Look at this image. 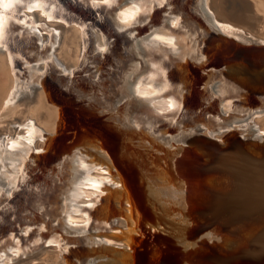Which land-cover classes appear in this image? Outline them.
Listing matches in <instances>:
<instances>
[{
  "label": "water",
  "instance_id": "water-1",
  "mask_svg": "<svg viewBox=\"0 0 264 264\" xmlns=\"http://www.w3.org/2000/svg\"><path fill=\"white\" fill-rule=\"evenodd\" d=\"M36 1L24 0V5L21 7L26 13L40 11L41 8L36 6ZM57 1L56 6L66 12L68 18H74L76 21L60 17H53L50 20L68 26H78L84 31L89 30L90 38L91 34L100 33L105 37V43L101 51L92 52L95 54V60L84 62V70H81L83 78H90L92 81L85 84L88 87L83 88L87 94L86 98L79 97L82 99L80 100L82 104L79 106L85 109V113L83 117L76 115L74 118L73 126L78 130L75 128L71 135H67L69 125L65 124L64 119L65 116L71 117L72 110L69 107L71 106L69 100L62 97L59 89L56 92L60 95L53 100V104L64 111H62V121H59L57 133L43 131L44 136H42L51 147L46 151L43 150V153L31 147L28 155L33 156V152L38 157L41 154H48L51 150L54 151L51 144L54 138L65 140L69 137L66 144L70 147L66 146L67 148L64 149L67 157L61 158L64 161L61 164L63 167L72 161L70 156L72 159L82 158L81 154L85 148L84 153L91 157L93 165L98 164V167L104 169L117 184L114 187L117 199L110 197L111 201L108 203V200L103 201L104 197L101 194L95 198L97 203L90 208L89 221H93L94 215L100 216L102 221H96V224L101 230L112 222L114 227L123 229L122 237L130 238L133 244L132 246L119 243L103 245L104 241L94 238L95 236L81 239L75 233L67 234L61 231L50 233L48 237L41 235L43 240L35 237L33 242L24 245L20 239H16V233L26 235L34 229L25 221L6 228L8 241L5 238L4 244L0 242V248L7 251L15 249L18 245L20 258H17V261L30 257L33 260L39 251L57 245L61 255L73 264H104L102 262L124 264L128 260H132V264H139L146 259L148 264H252L251 258L263 247V242L255 236L251 237L252 241L250 243L248 241L246 247L235 252L226 251L225 255L216 245L214 250L218 253L207 257V250L201 247V258L196 256L194 260L189 250L197 241L204 238L213 239L228 229H232L231 233H237L242 222L237 225L230 223L235 218L234 214L247 205L254 209H264V133H258L253 124L248 123L245 126L242 123V120L264 111V94H260L258 90L260 85L264 86V73L262 76H254L255 72L264 69V44L245 41L234 33L227 34L217 28L208 16L203 18V15L201 18L198 13L194 15L193 6L196 0H144L148 2L147 6H150L151 28L164 27L165 31L167 28L174 32L181 31V36L184 37V42H181V52L188 48L186 44L188 46L189 42L192 44L194 52L191 55L188 54L185 58L181 56L178 59L173 51L172 56L175 59L170 58L171 64L167 59L163 67L166 71L179 68L185 77L184 80L188 82L185 80L184 86H188L189 91L192 89L196 94V90L200 89L201 92H206L202 95L211 92L206 106L212 109V114L217 118L215 125L209 126L210 129L207 128L215 136H203L196 125H186L184 129L180 122L172 129L166 126L165 121H160L166 120L161 119L160 114L151 111H142L141 114L136 112L138 108L141 110L148 108L147 104L134 105L132 99V105L122 104L119 109L114 110L107 100L102 99V96L97 97L98 91L103 95L106 88L119 83L123 73L131 65L141 63L139 54L134 55L133 46L135 41L139 44L144 37L153 33H147L150 22L143 25L145 22L135 18L122 21L119 15H115L126 0H121L115 5L112 0ZM175 17L178 18V22L173 24L171 21ZM91 46L89 45L88 49ZM38 62L33 61V65L40 64ZM242 65L247 67L244 73L238 70ZM80 68L79 66L71 69L75 73H64L69 76L66 83H69L73 76H76L77 80L69 84L75 86L80 81L76 73ZM41 70L38 71L39 77H47V73ZM102 76L104 81L98 85H90L98 82L103 78ZM222 81H227L231 85L237 84L239 88L235 91L227 90L224 94L218 89ZM66 108L69 109L68 113L65 112ZM106 110L109 111L107 118ZM150 116L156 119L151 128L144 121ZM158 121L160 125H157ZM83 126L85 129L82 128ZM105 136L113 137V146L110 144L106 146L103 143ZM79 137L87 138L83 148H77ZM181 147L191 149L195 155V164L199 169L194 179L202 182L213 176L216 180L213 179L217 194L200 199L204 213L198 214L181 201L183 188L177 181L178 172L165 160V155L171 148L176 150ZM235 152L243 154L246 163L254 169L248 168V165L239 166L236 163ZM139 159L142 162L140 174L134 167V162ZM17 172L18 176L24 174V168L23 171L19 168ZM160 174L163 177H159ZM21 181L24 180L21 178ZM225 181L227 186L223 189L222 184ZM149 189L159 192L160 208L152 202L151 196L149 199ZM58 190L59 188L53 189L49 196L50 200L54 196L53 193H58ZM127 194L133 206H130ZM109 205H113V209L109 208ZM21 212L22 216L29 220L30 211L24 208ZM17 216L21 215H15ZM121 219L125 224L115 226ZM70 226L67 224L68 229L71 228ZM42 229L44 231V228ZM47 229L48 227L45 232ZM57 234L67 237L60 238ZM79 239H81L78 243L80 251L78 249L74 252V243ZM100 247L103 248L101 252L98 251Z\"/></svg>",
  "mask_w": 264,
  "mask_h": 264
},
{
  "label": "bare ground",
  "instance_id": "bare-ground-1",
  "mask_svg": "<svg viewBox=\"0 0 264 264\" xmlns=\"http://www.w3.org/2000/svg\"><path fill=\"white\" fill-rule=\"evenodd\" d=\"M112 1L115 5L121 0ZM57 3V0H37L36 6H39L41 10L26 13L21 7L24 5V0H0V43H2L0 47V242L4 244V239L7 240V227L26 221L34 229L26 235L16 233V239H20L24 245L33 242L35 237L43 240L41 235L48 237L50 233L63 231L67 234L75 233L81 239L95 236L94 238L104 241L103 245L104 243H119L132 246L133 241L131 242L130 238L122 237L123 229L114 227L112 222L111 225H108L109 227L104 226V232L96 224V221H102L100 216L94 215L93 221H89L90 208L97 203L95 198L101 194L104 197L102 200L105 202L108 200V203L111 201L110 197H113L114 200L117 199L114 189L117 184L104 169L98 167V164L93 165L91 157L84 153L85 148L81 154L82 158L72 159L70 156L72 161L63 167L61 164L64 161L61 158L67 157L64 149L69 146L66 144L69 137L65 136V140L54 138V141L51 142L54 151L51 150L48 154H41L38 157L33 152V156L28 155L31 147L36 148L39 153H43V150L46 151L51 147L42 136H44L43 131L58 132V124L59 121H62L63 110L54 105L53 100L57 99L60 94L69 100L71 105L69 107L72 110L71 117L65 116L64 119L65 124L69 125L67 126V135H71L72 131L77 129L76 126H73L74 118L76 115L83 117L85 113V109L79 106L82 104L80 98L87 96L83 88L85 84L92 81L90 78L84 79L81 70H84V62L95 60V54L92 52L101 51L105 43V37L100 33L95 32L91 34L90 38V36L88 37L89 30L84 31L78 26H68L50 20L53 17L65 20L74 19L68 18V14L56 6ZM5 4H8L9 7H5ZM147 5L148 2L144 0H126V3H123L117 11L118 13L115 14L119 15L122 21L135 18L140 22H145L143 25L150 22L147 27L150 29L147 33H153L144 37L139 44L137 41L134 43V55L139 54L141 63L131 65L123 73L119 83L106 88L103 95H101V91H98L99 96L97 97L102 96V99L107 100L114 110L119 109L122 104L132 105L131 100L133 99L134 105L138 103L148 105V108L143 110L138 108L137 113L151 111L160 114L161 119H166L160 121H165L166 126H170L172 129L181 122V127L184 129L186 125H196L200 129L201 135L215 136L209 131V126L215 125L217 117L212 114V109L206 106L211 92L208 91V94L202 95L206 92H201L200 89L196 90V94L192 89L189 91L188 86H184L186 79L184 80L185 77L179 68L166 71L163 67L167 59L168 62L170 58L175 59L172 56L173 51L178 59L181 56L185 58L188 54L191 55L194 52L191 42H189V46L186 44L189 49L181 52V42H184L181 31L174 32L170 28L165 31L164 27L151 28L150 6ZM193 9L194 15L198 13L201 18L203 15V18L208 16L217 28L227 34L234 33L245 41L264 44V0H196ZM177 22L178 18L176 17L171 21L173 24ZM89 45H92L90 49L92 50L93 47V51L88 49ZM43 59L45 60L42 62ZM33 61H39L40 64L33 65ZM79 66L81 68L76 73L80 81L75 86L69 84L77 80L76 76H73L72 80L66 83L68 74L74 72L71 69ZM246 68V65H242L238 70L240 73H244ZM39 69L44 70L47 77H39ZM263 73L264 69H261L255 72L254 76H262ZM114 75H118V73H114ZM102 77L98 82L90 85H98L104 81V76ZM243 87L249 88L248 86ZM238 88L237 84L231 85L227 81H222L218 85L219 91L224 94L227 90L235 91ZM59 89L60 94H57L56 91ZM258 90L260 94H264V86L260 85ZM200 104L202 105L199 106ZM68 110L66 108L65 112L68 113ZM105 116L106 118L109 116L108 110H106ZM144 121L151 128L156 119L150 116ZM160 121L157 122V125H160ZM242 123L245 126L248 123L253 124L258 133H264V111L242 120ZM100 126L103 127V125ZM82 128L85 129L84 126ZM121 131L124 130L121 129ZM13 137L18 139L12 144L14 150L8 145ZM78 139L77 148H83L87 138L79 137ZM103 143L106 146L109 144L113 146V137L105 136ZM2 147L4 148L2 149ZM2 150L4 151L1 152ZM235 157L239 166L248 165L243 154L235 152ZM165 160L178 172L177 181L183 188L181 201L198 214L204 213L200 199L217 194L213 176L202 182L193 178L199 168L195 164V155L191 149L181 147L174 150L171 148L166 153ZM134 163L137 173L140 174L141 160H136ZM19 168H22V171L24 168V174L22 173L20 176L17 172ZM248 168L254 169L249 165ZM33 170L35 171L32 173ZM159 177H163V175L160 174ZM21 178L24 181H21ZM226 186L225 181L222 184L223 189ZM54 188H59V192H54L51 200L48 196L46 199L45 196L52 193ZM148 191L149 199L151 196L152 202L160 208L159 192L151 189ZM35 196L37 197L35 198ZM127 198L130 206H133L129 194H127ZM144 204L145 202L141 205ZM112 206L109 205V208ZM249 206L238 210L230 223L237 225L242 222L241 230L231 233L232 229H228L213 239L204 238L197 241L189 250L190 256L194 260L196 256L201 258L200 248L202 247L207 250V257H210L218 253L217 250H214L216 245L224 255L226 251L235 252L246 247L248 241L250 243L255 236L263 242V247L253 255L251 262L252 264H264V209H254ZM24 208L30 211L29 220L22 216L21 210ZM15 215L22 217H15ZM101 217L103 218L102 215ZM108 222H110L109 218ZM67 224L71 225L69 228L72 230L67 228ZM95 224L96 226H94ZM122 224L125 223L121 219L115 226ZM87 225L89 227H86ZM46 227L48 229L45 232ZM106 227L108 228L106 229ZM57 235L60 238L67 237L62 234ZM81 239L75 242L77 244L74 243V252L78 251V243ZM56 246L53 245L50 249L39 251L33 260L30 257V259L23 258L19 261H17V258H20L18 245L15 249L7 251L0 248V264H73L61 255V251ZM102 250L103 248L100 247L98 251ZM146 261L139 264H148ZM211 261L214 260L211 259ZM102 263L107 264V262ZM124 264H132V260L125 261Z\"/></svg>",
  "mask_w": 264,
  "mask_h": 264
},
{
  "label": "rangeland",
  "instance_id": "rangeland-1",
  "mask_svg": "<svg viewBox=\"0 0 264 264\" xmlns=\"http://www.w3.org/2000/svg\"><path fill=\"white\" fill-rule=\"evenodd\" d=\"M17 141H18V139L15 138V137H13V138L11 139L10 143H8L9 147H11V148L14 150V147L12 146V144H13L14 142H17ZM0 145H1V144H0ZM3 148H4V147H2V149H3ZM3 151H4V150H2L1 152H3ZM47 196L49 197L50 194L45 196L46 199H47ZM48 201H49V200H48Z\"/></svg>",
  "mask_w": 264,
  "mask_h": 264
},
{
  "label": "clouds",
  "instance_id": "clouds-1",
  "mask_svg": "<svg viewBox=\"0 0 264 264\" xmlns=\"http://www.w3.org/2000/svg\"><path fill=\"white\" fill-rule=\"evenodd\" d=\"M4 6H5V7H9V5H8V4H5Z\"/></svg>",
  "mask_w": 264,
  "mask_h": 264
}]
</instances>
